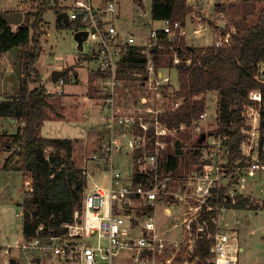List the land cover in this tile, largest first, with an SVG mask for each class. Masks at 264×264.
I'll return each instance as SVG.
<instances>
[{
	"label": "built area",
	"instance_id": "obj_1",
	"mask_svg": "<svg viewBox=\"0 0 264 264\" xmlns=\"http://www.w3.org/2000/svg\"><path fill=\"white\" fill-rule=\"evenodd\" d=\"M68 7L69 20L79 23V30L88 33L86 39L92 46L95 63L92 71L101 81L103 109L99 116L102 122L99 151L93 153L87 163L93 164L97 177L107 174L108 185L95 183L90 165L82 166L87 184L81 208L74 212L73 221L63 226L65 231L45 234L44 227L40 226L35 236L27 237L22 232V239L16 240L15 249L28 256L27 264H172L168 259L156 262L164 255L165 244L150 212L160 200L167 201L173 196L183 198L175 194V187H172L182 177H177L172 170L166 171L164 166L167 164L163 160L170 142L187 126L169 127L162 118L183 104L182 98L175 97L179 88L173 91L176 84L172 72L176 74L177 66L183 62L179 56L182 45L179 44L189 38L188 23L165 20L160 28L150 26V40L141 46L147 55L145 71L134 76L136 80L144 79L141 80L143 97L135 99L138 102L135 105L120 98L126 83L120 62L125 49L137 42L134 36L122 33L117 3L114 0L99 4L94 0H73ZM208 27H211L210 23L198 16L191 34L200 38ZM234 31L221 30L219 25L213 32L214 42L210 47L230 46ZM165 42L178 43L170 47L172 65L158 64L166 55ZM186 63L189 65L191 59ZM66 83L61 77L55 83L54 94L62 95ZM248 98L253 104H245L241 112L246 123L242 130L245 135L241 144L243 159L231 168L227 136L213 137L211 134L209 137L214 141H206L197 147L201 157L200 170L195 171L188 182L192 188L188 197L195 200L196 205L189 207L185 215L190 217L183 223L188 229L197 223L195 242H210L209 264H238L243 249L237 231L216 230L218 213L210 220L206 215L224 211L227 203L235 204L238 196L245 197L242 188L247 179L264 171L260 126L262 91L252 90ZM3 100L0 98V102ZM206 117L207 111L193 122L196 131L202 130ZM127 159L131 163L130 170L123 166ZM139 175H143V179H138ZM216 200L223 203L217 206L213 203ZM173 206L165 207L168 216H172ZM16 217L23 222V210ZM13 248L8 246L5 251L10 257L9 263ZM123 258L127 261L123 262Z\"/></svg>",
	"mask_w": 264,
	"mask_h": 264
},
{
	"label": "trees",
	"instance_id": "obj_2",
	"mask_svg": "<svg viewBox=\"0 0 264 264\" xmlns=\"http://www.w3.org/2000/svg\"><path fill=\"white\" fill-rule=\"evenodd\" d=\"M51 2L56 3L57 0L35 2L37 6L25 12L24 22L19 26L8 23L0 10V53L14 47H21L24 51V81L20 94L0 102V118H11L22 123L10 137L11 142L4 145L13 150V153L2 168L7 171H19L25 179L29 177L31 192L24 197L21 204L24 212L22 231L27 237L35 236L40 226L44 227L45 234L63 233V226L71 223L74 212L81 208L87 184L82 168L73 160L71 141L40 136L46 119V109L50 107L49 94L42 86L33 90L29 88L30 83L37 81V78L31 77L37 73L34 65L42 52V32L39 27L44 22L43 16ZM135 2L142 4L141 0ZM260 3H264V0H242V19L237 24V32L228 47H188L184 42H180L182 50H179V56L183 62L177 66L180 86L175 97L182 98L183 104L181 108L168 112L162 118L169 127H179L181 124L190 127L206 111L205 103L198 98L209 92H217L219 116L218 127L214 133L220 137L227 136L226 145L229 149L231 168L243 159L241 144L245 135L242 130L246 128V123L241 112L245 104H253L248 98L249 93L257 89L261 90L263 95V102L260 104V126L263 135L261 147H264V84L256 78L260 65L264 63V8L258 12ZM231 6L234 8V4ZM231 6L218 4L216 9L219 12L226 11ZM191 12L192 8L187 0H152L153 21L185 22ZM257 12L258 19L251 25L249 19ZM57 13L60 14L61 9L58 8ZM59 26L78 30L80 25L73 22L65 24L59 20ZM177 44L164 43L167 45L166 53L170 65L173 64L170 47ZM189 59L191 63L188 65L186 61ZM146 64L147 55L143 48L137 45L129 46L120 62L121 75L126 79L136 80L135 74H143ZM198 141L201 143V136ZM176 145L180 146V143L177 142ZM48 148H52L50 153ZM261 161H264L262 156ZM163 163L167 164L164 166L166 171L172 170L176 173L179 158L169 155L164 158ZM137 178L143 179V175ZM213 203L219 206L223 201L216 200ZM227 205L230 209H256L251 199L244 196H238L235 204ZM215 214L217 211L206 215V218L210 220ZM209 249L210 242L198 241L193 258L198 257L205 264Z\"/></svg>",
	"mask_w": 264,
	"mask_h": 264
},
{
	"label": "rangeland",
	"instance_id": "obj_3",
	"mask_svg": "<svg viewBox=\"0 0 264 264\" xmlns=\"http://www.w3.org/2000/svg\"><path fill=\"white\" fill-rule=\"evenodd\" d=\"M37 1L40 0H0V6L17 7L19 5V7H21L19 11H21L25 15V12L27 10H30L33 7L37 6L35 3ZM94 1L98 2V0ZM114 1L118 5V11L121 17L127 21V25H129V28H131L130 30L132 31V29L134 28V16L139 12L138 10L140 8L135 5V0ZM143 1L145 7L144 11L147 14L151 15L152 0ZM60 2L68 4L71 2V0H58V2L56 3L51 2L48 10L43 16V21L45 22L47 18L48 21L52 23V25L48 29L49 34L45 39L48 40L44 45L45 52L39 58V63L37 62L40 76L39 71L36 69L37 73L32 74L31 77L33 79L37 78V81H35V84L37 86L39 84L40 86H42V84L40 83V77L41 79L45 80V82L50 81L49 83H51L52 80L50 76L51 73L56 70L55 68L59 65H62L63 62H71L73 60V57L79 53L77 42L74 37V32L72 30L73 28L71 30H65L61 32L60 30H57L54 24V20L57 17L56 14L59 7L58 3ZM241 2L242 1L233 3L234 8L231 6V3L229 4V6L231 7H229L226 11L218 12L223 13L224 16L223 14L213 13L205 15L202 19L206 23H210L212 29L216 30L220 25L221 30L230 31L231 29H233L235 30L234 32H237V24L242 19L240 9ZM225 6H228V4H226ZM263 8L264 3H260L258 6V12ZM258 12L255 16L250 17L249 23L251 25H253L257 21L259 14ZM190 14L188 15L189 17L187 16V18L192 17V15ZM217 14L218 16H220V18H218ZM138 21V29L140 28L138 30V34L141 35L140 38L149 42L151 28L145 27L144 25L146 24H144L143 20L139 19ZM44 22L41 23L39 27V29H41L40 31L42 32V36L44 33L42 31V28L47 27L46 23L44 24ZM189 28L188 30L191 34L192 28L191 26H189ZM130 34L133 35V33L129 32L128 35ZM204 35H206V37L202 36L199 39L195 40L189 37L188 43H193L192 45H194L195 47H210L209 45H212L214 42V36H212L209 30ZM188 43L187 41H185V46H188ZM84 48H86V51L90 50V47L87 45H84ZM23 52L24 51L22 49V53ZM156 57L158 58L159 56ZM21 59L23 61L24 73L25 60H23L22 54ZM160 63H169V56L167 55V53L165 55V58L161 60ZM36 64L34 65L35 68L37 66ZM60 67L62 69V66ZM92 67L93 66L91 65L90 68ZM172 73L174 75L173 80L176 84L173 90L175 91L180 86L178 82V71L176 72V74L175 72ZM81 75L83 80L81 84L68 87L67 89L65 87V92H67L65 96L56 97L51 100V107H54L56 111L59 110L58 112H60L61 114L63 113L64 117L60 119L45 121L40 131V136L49 139H70L73 151V160L76 162V164L80 168L86 164L90 165V167L92 168V175L93 177H95V183L107 186V174L104 173L102 177H97L96 170L93 169V164L87 163V160L90 158V156H92V154L96 151H99V137L97 136L98 133L94 135L89 133V135H87V121H91L92 124L90 127L92 129V125L97 124V122L99 121V113L97 109L98 107L96 106V108L94 106V101L90 100L86 95V93L89 91L90 85L92 86V82H90V85L88 84L85 71L82 70ZM256 78L259 82H264V63L260 65ZM89 93L93 96V92ZM64 99L65 102L63 106ZM198 100H201L205 103L206 111L208 113V117H206L205 122L202 123V130L200 132L196 131L194 125L185 127V129L182 130V133H179L176 137H174L172 142H170L169 144V149L164 153L166 156L172 155L178 156L179 158L176 175L177 177H182V180L176 182L172 187H175V194H179L183 198L177 199L175 196H173L167 201L160 200L156 205L155 210L153 212H150L151 217L155 220V223L157 225L159 237L163 239L165 244L164 255L159 257L156 262L168 259L171 260L172 264H203V262L198 257L193 258L198 242L194 241V237L197 232L196 229L198 227L197 223H193L191 229H188L187 225L183 222L190 217V215H185L186 212L189 211V207L196 205L195 200L188 197L189 193L192 190L188 182L190 181V177L192 176V174L195 171L200 170L201 157L197 156V154L200 153L199 151H197V147L200 144L198 143V138L202 134H207L208 136L214 134L213 137H220L214 133V131H216L218 127L219 95L217 92H209L200 96ZM61 107H63L62 111ZM0 122L5 125L6 129L11 130L12 132L15 131V124L12 120H0ZM10 123H13L11 127ZM99 125L100 124L98 123L97 126ZM0 134H3L0 135L1 164L3 162L5 163V161L7 160L4 158L5 154L3 150V144L8 142L10 143L11 141L10 137H4L5 133ZM209 138L210 139L206 141H214L213 138ZM178 139H180L179 142H181L180 146L176 145V140ZM206 141H204L202 145L205 144ZM51 151L52 148H48V153H50ZM178 152H183V154L179 155ZM262 157L264 158V153L262 154ZM262 162L264 163V161ZM125 163L127 164V169L125 168V170H130V160L127 159ZM91 185H93V183H91ZM30 192L31 186H29V177L25 179L23 177V173L19 171H7L3 168H0V264H9L10 257L5 255V251L7 250L8 246L14 247L11 251V257L17 260V264H27L28 256L18 253L15 249L16 240L22 239L21 235L23 234L22 228L24 222L19 221L16 217V214L22 212L23 208L22 206H18V204H22L24 197ZM242 192L246 195L245 197L251 199L252 204L253 206H256V209H230V206L226 205L224 211L220 210L219 212H217L218 229L216 230L237 231L239 235L240 246L243 249L240 253L238 264H264V171H259L256 173V175L249 177L242 188ZM15 200H17V202ZM168 204L169 206L170 204L174 205L172 209V216H168L166 214L167 212H165L164 210L165 207L168 206ZM216 230H213L212 232H216ZM8 236L9 238H7ZM209 258L210 255L205 259V264H209ZM122 261L126 262L127 258H123ZM130 262H132V260H130Z\"/></svg>",
	"mask_w": 264,
	"mask_h": 264
},
{
	"label": "crops",
	"instance_id": "obj_4",
	"mask_svg": "<svg viewBox=\"0 0 264 264\" xmlns=\"http://www.w3.org/2000/svg\"><path fill=\"white\" fill-rule=\"evenodd\" d=\"M61 1H63V0H61ZM141 1H142L141 5L139 3L135 2V5H137L140 9L138 10L139 12L136 13V15L134 16V20H133L134 28L132 29V31L130 30L131 28H129V25H127V21L125 19H123L122 17L120 19L121 20L120 29H121L122 33L125 35H128L129 32L133 33V35L132 34H130V35H132L136 38L137 46H144L147 42L146 40L140 38L141 35L138 34V30L140 29V28L138 29V25H139L138 20L139 19L144 21V24H146L144 26L147 28H150V26L160 28L163 25V21H153L152 20V22L149 23L150 20L152 19V16L147 14L144 11L145 10L144 1L143 0H141ZM239 1H242V0H187L188 4L192 8V12L190 14V15H192V17L187 18V20H186V22L188 23V28H189V26H191V28L193 29V24H195V22H197L198 16L203 18L205 15L218 13L219 11L216 9V6L218 4H225V5L228 4L229 5L231 3L233 4V3H237ZM57 2H58V0H57ZM101 2H105V1L104 0H98V2H95V3L99 4ZM72 3H73V0H71V2L68 4H65L63 2L58 3V5H59L58 8L61 9V13L56 14L57 17L54 20V24H55L57 30H60L61 32L65 31V30H71L72 29V28H70V29L69 28H61L59 26V20H61L65 24H69L70 22H72L69 20V23H67V22H65V20L63 18L60 17V15L63 13L68 14V11L70 9V7H68V6H70ZM20 8L21 7H19V5L17 7H13V6L12 7H5V6L2 7V6H0V10L3 12L19 11ZM137 16L141 17V18H138ZM45 23H46L47 27L42 28V31L44 33H43V36L41 38L42 53H41L40 57L45 52L44 51V45H45V42L48 41L45 39H46V36L49 34L48 29L52 25V23H50L47 18H46V21L44 22V24ZM13 26H15V25H13ZM192 29H191V32L193 31ZM72 30L74 32V37H75L76 33L83 31V30H79V29L78 30L72 29ZM208 30L211 32V34L213 36V32L215 31V29H212V27H208L207 31H205V33L208 32ZM204 34H203V37H206V35H204ZM189 37L192 38L193 40L199 39V38H195L192 34H190ZM75 40L77 42L79 53L73 57V60L71 62H68V61H66L65 63L63 62L62 65H59L55 69L57 71L64 72L62 77L65 78L67 81L66 86H65L66 89L68 87L81 84L83 81L81 73H82V70L85 71V75L87 76L86 79L88 81V84L90 85V82H92V86L90 85L89 91L86 93V95L90 100L94 101V106L98 107V108L97 107L96 108L98 109V113L100 115L102 113V109H103V103H102V100L100 97V83H101V81H100L99 75L92 71V69L95 67V63L93 61L94 59H93V53H92V46L86 38H84L82 40V42H80L76 37H75ZM186 41L188 43V38ZM192 44L188 43V47L194 46ZM84 45L89 46L90 50L86 51L85 50L86 48H84ZM209 46H211V45H209ZM205 47L206 46H202L201 48H205ZM21 54H22V48L21 47H14L7 52L0 53V98H2V99L14 98L20 94V90L22 88L23 81H24L23 61L21 59ZM38 63H39V61H38ZM38 63L36 64L37 70H38ZM91 65L93 66L92 68H90ZM60 66H62V69ZM52 73L50 76L51 80H52ZM39 76H40V71H39ZM40 80H41L40 83L46 89V91L48 90L47 93L49 94L48 102H49L50 107L46 109L45 121L60 119V118L64 117L63 113L61 114L60 112H58L59 110L56 111V109H54V107H51V104H52L51 100H53L56 97L65 96L67 94V92H64L62 95L56 96L57 94H54V87H55L56 82H53V81L51 83H49L50 81L45 82V80L41 79V77H40ZM71 80H73V81H71ZM39 86H40V84L37 86L34 82H32V83H30L29 88H30V90H33ZM52 86H54V87H52ZM142 90H143V87H142L141 80L126 79V83L124 84L122 90L120 91V98L122 101L127 100L130 102V104L135 103V105H136L138 102L136 103L135 99H138L139 97H143L142 96L143 95ZM89 92H93V96H95V97H93L92 94H90ZM65 99L63 100V106H64ZM62 108L63 107H61V111H62ZM99 115H98V117H99ZM0 120H7V121L12 120L13 123L15 124V127H14L15 131L12 132L11 130L6 129L5 125L0 122V125H1L0 126L1 127L0 133H5L4 137H7V138L14 135L17 132L18 128L22 125V123L18 122L17 120L11 119V118H0ZM13 123H10V127ZM87 123H88V126L86 124V126L88 127L87 135H89V133H91L92 135L98 133L97 134V136H98L102 132V122H100V118H99V121L97 122V124L92 125L93 126L92 129L90 127L92 124L91 121L88 120ZM98 123L100 124L99 126H97ZM0 135H3V134H0ZM207 137L209 138L208 135H207ZM207 137H206V139H207ZM206 139L204 141H206ZM68 140H70V139H68ZM204 141L201 142L200 144L204 143ZM4 145L5 144H3V147H4ZM3 150H4V154H5V157H4L5 159H7L9 157V155L13 153V150L9 149V147L8 148L4 147ZM120 158L121 157H119V161H121ZM3 161H5V160H3ZM3 163L0 164V168L3 167V165H4ZM123 166H125V168L127 169L126 163L124 164V162H123ZM15 201L17 202V200H15ZM19 204H21V203H19ZM7 238H9V236Z\"/></svg>",
	"mask_w": 264,
	"mask_h": 264
},
{
	"label": "water",
	"instance_id": "obj_5",
	"mask_svg": "<svg viewBox=\"0 0 264 264\" xmlns=\"http://www.w3.org/2000/svg\"><path fill=\"white\" fill-rule=\"evenodd\" d=\"M2 17L10 24L19 26L24 22V14L21 11H12V12H3ZM61 18L65 20V22L69 23V16L67 13H63L60 15ZM88 33L85 31H80L76 33L75 37L82 42L84 38H87ZM64 72L61 71H53L52 73V81L57 82L62 76ZM207 135L202 134L201 141L203 142L206 139ZM18 206H21V204H18ZM9 264H17V261L15 258H12L10 260Z\"/></svg>",
	"mask_w": 264,
	"mask_h": 264
}]
</instances>
